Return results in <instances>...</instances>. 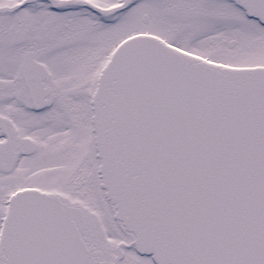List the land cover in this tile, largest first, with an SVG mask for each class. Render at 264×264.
I'll return each instance as SVG.
<instances>
[{"label": "snow or ice", "instance_id": "obj_1", "mask_svg": "<svg viewBox=\"0 0 264 264\" xmlns=\"http://www.w3.org/2000/svg\"><path fill=\"white\" fill-rule=\"evenodd\" d=\"M0 264H264V0H0Z\"/></svg>", "mask_w": 264, "mask_h": 264}]
</instances>
